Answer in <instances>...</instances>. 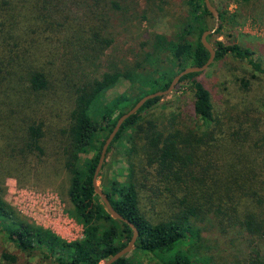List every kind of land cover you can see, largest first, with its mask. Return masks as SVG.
I'll list each match as a JSON object with an SVG mask.
<instances>
[{
	"label": "trees",
	"instance_id": "16d2710c",
	"mask_svg": "<svg viewBox=\"0 0 264 264\" xmlns=\"http://www.w3.org/2000/svg\"><path fill=\"white\" fill-rule=\"evenodd\" d=\"M65 2L0 0V234L21 251H40L53 264H102L133 236L127 223L111 217L95 191L103 146L121 116L143 97L167 90L185 68L208 62L202 35L212 30L209 20L214 17L205 0H188L196 42L185 34L172 40L155 35L144 61L160 68L156 75L143 74L137 64L94 79L84 75L85 61L104 55L111 41L96 28V19L76 25ZM222 30L223 25L215 33ZM213 46L216 61L231 56L264 74L250 47L222 41ZM200 74L179 83L191 82L192 129L168 130L144 120L143 113L164 98L159 97L125 121L108 150L127 138L126 180L102 189L114 209L138 229L134 251L160 264H212L203 227L208 220L244 237L264 239V146L253 144L245 132L232 134L226 143L217 140L212 96L197 80ZM122 81L139 85L140 96L132 102L123 94L108 102L105 92ZM47 153L57 157L68 175L65 191L72 216L84 228L80 239L68 241L35 224L5 199L9 177L21 185L53 180L50 169L34 166V159L43 160ZM2 258L6 264L18 260L7 252ZM114 264L139 263L126 257Z\"/></svg>",
	"mask_w": 264,
	"mask_h": 264
},
{
	"label": "rangeland",
	"instance_id": "374dc122",
	"mask_svg": "<svg viewBox=\"0 0 264 264\" xmlns=\"http://www.w3.org/2000/svg\"><path fill=\"white\" fill-rule=\"evenodd\" d=\"M213 2V6L223 13L219 20V27L223 25V30L219 34L214 33L210 43L215 45L222 41L227 45L237 43L250 47L264 69V0H253L247 4L225 0ZM65 7L78 26L96 19V28L111 41L104 55L85 61L84 75L94 79L117 69H131L137 64L141 65L143 74L154 76L160 68L145 62L144 55L152 46L155 35L163 34L172 40L185 34L192 42L199 37L194 30L193 11L188 0H66ZM209 21L214 29L216 20ZM197 80L211 93L216 120L213 131L218 141L225 142L232 138V134L245 132L253 144L264 146V74L256 72L246 61L228 56L222 61L215 60ZM138 87L122 81L107 90L104 97L109 102L124 94L133 102L140 96ZM193 102L191 82L185 81L164 97L158 106L143 113V118L168 130L188 131L195 125ZM129 108L127 106L124 111ZM126 140L117 142L108 154L98 179L101 188H108L113 181L126 180L129 147ZM39 165L51 170L53 180L21 185L17 179L9 177L5 182L6 201L22 216L52 229L68 241L82 238L84 228L72 216L73 207L65 191L67 173L54 154L47 153L43 160L36 157L34 166ZM167 211L169 208L164 212ZM203 227L212 264H264V239L244 237L219 227L214 220L206 221ZM134 250L127 257L135 262L160 264L151 255ZM6 252L17 256L14 264H53L45 260L40 251H21L7 240V236L0 234V264H6L2 258ZM258 252L260 256L255 257Z\"/></svg>",
	"mask_w": 264,
	"mask_h": 264
},
{
	"label": "water",
	"instance_id": "95a60500",
	"mask_svg": "<svg viewBox=\"0 0 264 264\" xmlns=\"http://www.w3.org/2000/svg\"><path fill=\"white\" fill-rule=\"evenodd\" d=\"M205 4L209 10V12L213 15L214 19L216 20V25L215 28L209 31H206L203 35H202V43L205 46V48L209 51L210 53V58L208 60V62L202 66V67H196V66H189L187 68H185L183 71H181L171 82L169 88L165 91H157L154 93H151L149 95H146L145 97H143L130 111H128L127 113H125L124 115L121 116V118L119 119L117 125L115 126V128L113 129L112 133L109 135V137L107 138L102 152H101V156L99 159V163L98 166L96 168V172L94 175V187H95V191L96 193L99 195L101 202L105 205L106 211L111 215V217L113 219L119 220L121 222L127 223L133 230V236L131 241L129 242V244L123 248L121 251H119L117 254L113 255L112 257H110V259L106 260L105 262H103L102 264H114L115 262H117L120 259L126 258L134 249L136 246V243L138 241V237H139V231L138 229L135 227V225L130 222L129 220L125 219L120 213H118L114 207L112 206V203L110 202L108 196L106 195V193H104L103 189L98 185V179L99 176L102 172L107 154H108V150L111 146V144L113 143L115 137L117 136V134L119 133L122 125L125 123V121H127L130 117L136 115L139 110L150 100L155 99V98H163L166 97L168 95H170L171 93H173V91L175 90V88L179 85L181 79L187 75L190 74H195V73H203L204 71H206L210 65L215 61L216 59V49L215 47L208 41V37L212 34H214L216 32V30L219 28V20H220V13L219 11L212 5L211 0H205ZM120 114V112H117L116 115L114 116V118H116L118 115Z\"/></svg>",
	"mask_w": 264,
	"mask_h": 264
}]
</instances>
